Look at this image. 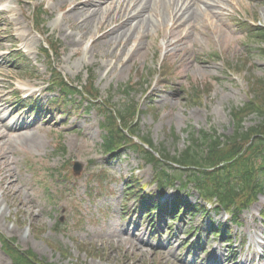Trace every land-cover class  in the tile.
<instances>
[{
  "label": "rangeland",
  "instance_id": "obj_1",
  "mask_svg": "<svg viewBox=\"0 0 264 264\" xmlns=\"http://www.w3.org/2000/svg\"><path fill=\"white\" fill-rule=\"evenodd\" d=\"M216 1L215 17H203L197 27L174 32L172 38V20L159 18V24L153 13L154 24L141 52L129 61L132 46L115 65L123 47L113 54L116 46L109 50L96 42L101 35L97 25L79 27L83 18L72 13L74 0H0V117L8 118L11 129L0 124L4 136L0 141L1 233L53 264H264V194L236 224L223 211L210 208L208 214L182 221L167 216L163 224L153 225L136 200L128 198L131 193L127 194L125 181L136 173L148 192L158 193L151 184L155 169L130 144L117 156L102 151L105 132L97 108L87 102L79 107L76 100L71 116L49 119L43 113L33 114L28 106L30 100L44 104L55 96L47 91L51 63L40 52L46 37L35 31L32 18L36 7L45 5L49 12L45 29L59 43L60 56L54 57L53 64L72 82L80 78L85 85L89 74L93 76L103 98L112 94L107 104L118 108L127 98L121 87L132 83L128 100L145 111L139 129L156 151L172 156L183 152L193 131L216 130L232 136L236 126L232 110L243 107L252 96L249 77L264 78L259 45L247 37L236 17L264 25V0ZM136 2L118 0L113 16L122 14V5ZM109 15L103 8L98 19ZM182 38L178 45L167 44ZM160 54L170 63L166 84L152 76L163 62L158 60ZM196 88L203 91L198 95ZM28 96L21 104L18 98ZM150 105H155V111L146 113ZM259 122L253 115L246 128ZM17 127L24 129L12 131ZM60 136L65 153L57 152ZM76 162L83 165L79 175L73 172ZM99 171L107 173V185L96 176ZM175 198L200 201L195 188L185 189L180 180L164 201ZM218 225L230 231L232 239L218 237L213 232ZM85 243L96 254L81 249ZM0 264H12L1 243Z\"/></svg>",
  "mask_w": 264,
  "mask_h": 264
},
{
  "label": "trees",
  "instance_id": "obj_2",
  "mask_svg": "<svg viewBox=\"0 0 264 264\" xmlns=\"http://www.w3.org/2000/svg\"><path fill=\"white\" fill-rule=\"evenodd\" d=\"M47 12L43 7L35 10V26L42 30L45 24ZM239 21V20H238ZM248 38L256 41L258 51L264 56V27L239 21ZM49 45L51 50L59 55L58 41L50 38ZM42 51L51 59L50 50L43 48ZM162 73L165 79L164 84L169 82V66ZM155 73V75H157ZM55 81V80H54ZM57 88L61 91L59 99L51 102L49 108L45 109L49 115L66 111L72 98L79 94L77 89L66 82L64 78L59 77ZM56 81V82H57ZM250 95L249 101L241 108H233L232 116L235 121V131L232 136L226 137L220 135L216 130L211 132L201 131L199 133L191 132L190 141L186 150L172 156L167 151L158 152L159 156L154 155L145 149L149 146L153 149V142L148 136L141 138V143H136L135 137H140L139 124L136 120L141 113L138 107L131 103H126L121 109L113 107L104 108L106 105L100 104L104 110V151L107 154H113L121 150L126 143H130L138 148L149 159L147 162L152 164L156 170L154 184H158L161 195L167 194L178 180L184 181L183 187L188 188L193 185L204 202L218 204L219 208L231 214L237 219L243 211L248 210L259 196L264 193V78L249 77ZM94 78L91 80L90 89H85V95L89 97L86 100L96 102L99 100V92L93 87ZM133 90V84L123 88V92L128 94ZM203 90L195 89V93ZM196 102L200 101L196 97ZM155 111L151 105L149 111ZM148 111V112H149ZM257 116L259 124L246 128L249 117ZM60 150V148L58 149ZM64 150V149H62ZM179 170L180 173L176 174ZM128 188L132 195L137 197L140 206L146 216L162 217L165 209L160 205V200L156 194L147 198L142 192L144 186H140L137 179L131 180ZM206 210L201 204L193 205L189 202L176 200L166 207V212L170 211L173 218L179 219L181 216L201 213ZM160 213V214H159ZM0 241L4 251L11 257L12 264H52L39 256L32 250L23 251L17 246L15 239L8 238L0 234ZM55 248L68 256L60 246ZM81 249L90 254L94 252L88 249L87 245H81Z\"/></svg>",
  "mask_w": 264,
  "mask_h": 264
},
{
  "label": "bare ground",
  "instance_id": "obj_3",
  "mask_svg": "<svg viewBox=\"0 0 264 264\" xmlns=\"http://www.w3.org/2000/svg\"><path fill=\"white\" fill-rule=\"evenodd\" d=\"M74 2L76 4L72 9V13L80 14V18H83L79 27L97 25L101 35L96 39V42L104 43L109 50L116 46L113 54L118 48L123 47L115 65L123 60L122 58L127 54L130 47L134 46V49L127 55L129 61L141 52L143 41L150 35V29L154 24L151 21L153 13L159 24L162 22L159 18L164 19L166 17L172 20V38L175 33L177 35L188 26L191 28L197 27V23L203 17H215L214 11L219 7V2L216 0H138L135 5H122L120 7L122 14L115 18L113 14L117 10L115 4L118 0H74ZM103 8L110 12V15L106 20H99L98 14ZM182 40L183 38L176 43L169 40L167 44L171 47L178 45ZM7 120L8 118L0 117V124L10 131ZM1 129L0 141L4 138ZM19 129L23 130L24 128L17 127L13 128L12 131H18Z\"/></svg>",
  "mask_w": 264,
  "mask_h": 264
},
{
  "label": "water",
  "instance_id": "obj_4",
  "mask_svg": "<svg viewBox=\"0 0 264 264\" xmlns=\"http://www.w3.org/2000/svg\"><path fill=\"white\" fill-rule=\"evenodd\" d=\"M82 168H83L82 165L79 163H76L74 166V170L76 173H79L82 170Z\"/></svg>",
  "mask_w": 264,
  "mask_h": 264
}]
</instances>
